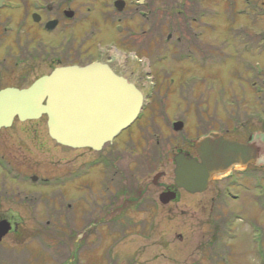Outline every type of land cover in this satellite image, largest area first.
<instances>
[{
	"label": "rangeland",
	"instance_id": "rangeland-1",
	"mask_svg": "<svg viewBox=\"0 0 264 264\" xmlns=\"http://www.w3.org/2000/svg\"><path fill=\"white\" fill-rule=\"evenodd\" d=\"M255 2L261 6L260 10L252 8ZM155 6L160 13L165 11L170 20L169 14L174 16L183 10L193 15V76L197 80L193 79L192 94L183 98L175 93L180 91L183 80V75H178L179 85L170 83L172 92L167 99L161 97L165 98L161 115L156 111L159 106L156 99L155 110L147 112L129 136L123 135L99 151L56 145L44 130V117L38 119V133H32L31 140L36 149L29 145V159L22 158L31 163L16 166L24 173L44 176L68 173L67 182L60 188L62 195H50L54 208L46 211L42 203L46 199L40 195L43 192L40 189L47 188L38 186L31 187L37 188L36 208L32 204L0 207L3 217L12 220L14 227L0 242V247L3 246L0 264H257L255 231L238 221V212L243 211L240 218L252 216L259 221L257 225L264 227V198L256 204L252 187L246 185L238 200L229 202L228 197L224 203L215 195L217 188L219 191L224 188L222 181H217L221 176H215L202 193L179 191L175 203L160 204L158 195L164 186L173 185L174 154L179 150L191 151L196 134L203 133L201 118L224 113L230 116L238 110L258 109L261 113L264 82L262 79L256 82L254 78L258 71H264V0H155ZM177 18L180 17L176 15ZM111 34L98 38L108 41ZM43 40L57 42L56 37L49 35H43ZM59 57L60 64L71 61L63 54ZM53 61L57 63L54 55ZM178 64L185 69L184 64ZM46 66L39 64L38 71L46 70ZM257 89H262V93L255 96ZM261 118L263 124L264 117ZM178 119L184 126L174 132L171 122ZM8 134L1 133L3 146L21 140L16 131ZM129 137L132 146H126ZM261 155L264 172V150ZM104 157L109 158L117 172L114 179L106 177L105 168L97 164ZM84 167L87 174L71 179V174L77 176ZM3 169L0 189L16 192L25 188L24 180L8 179L1 172ZM158 172L163 176L154 183L153 176ZM101 181L110 192L101 188ZM261 187L264 188V182ZM18 198L22 201L23 193ZM8 208L15 211L8 212ZM230 210L237 211V218L226 217ZM64 216L73 223V230L62 240V235L58 238L54 233H62L58 222L67 220ZM40 235L51 243L52 249L64 253L42 250L36 240ZM210 238L212 243L208 244ZM259 248H264V242ZM216 255L229 261L220 263Z\"/></svg>",
	"mask_w": 264,
	"mask_h": 264
},
{
	"label": "flooded vegetation",
	"instance_id": "flooded-vegetation-1",
	"mask_svg": "<svg viewBox=\"0 0 264 264\" xmlns=\"http://www.w3.org/2000/svg\"><path fill=\"white\" fill-rule=\"evenodd\" d=\"M252 8L260 10L261 6L255 2ZM190 14L188 12L186 14L184 10L179 11L176 12V15L180 18L175 19L176 15L169 14L172 16L170 20L165 11L163 13L157 11L155 0H0V91L25 89L39 76L49 73L57 65L78 64L85 66L99 62L107 65L115 75L125 80L126 83L132 84L142 93L145 104L141 110L140 120L147 112L155 110L156 99L159 100L156 111L161 115L165 108L164 100L172 92L170 83L176 82L179 85L178 75H183V80L180 83L179 94L175 93L178 96L181 94L183 98L192 94L193 15ZM169 21L170 23H167ZM111 32L108 41H101L98 38ZM43 35L56 37L57 42H45ZM60 54L66 56V60L71 61L60 64ZM53 55L56 64H54ZM178 63L184 64L185 69H180ZM39 64H46V70L38 71ZM258 79L259 81L262 79L264 82V71L258 72L257 81ZM256 82L252 81V84L255 86ZM190 84L192 85L190 86ZM140 85H143V89L140 88ZM259 93L260 90L257 89V93L255 90V96ZM128 105L129 103H127ZM258 105L260 106V104ZM88 106L94 111L96 110L94 101H91ZM203 113L206 114L207 111ZM263 113V110L260 113L258 109L252 112L238 110L236 114L230 116L224 113L212 115L209 119L201 118L203 133L199 136L196 134L191 144V151L185 150L189 156L197 158L195 147L198 139L210 133L220 134L228 140L251 149L248 152L251 156L248 157V162L244 165L233 164L222 173L213 175V178L221 176L217 178V181H222L224 188L221 191L217 188L215 195L220 197L224 203L228 201V197L229 202L238 200L239 192L243 191L246 185L255 190L254 202L259 203L260 181L264 177L261 155L264 150V124H262L261 118ZM36 121V119L21 121L15 114L9 125L0 126V137L1 133L11 135V132L16 131L21 139L18 144L13 141L7 143L8 147L1 144V137L0 170L4 168L1 172L8 179L11 178L4 170L15 172V178L24 180L23 184H25L24 189H19L16 192L0 189V207L2 205L15 207L14 205L28 206L32 204L36 208L37 190L31 189L32 184L28 182L33 180V177L36 181L38 179L41 181L52 178L59 179L60 177L24 173L16 166L20 163L24 164V162L31 163V161L22 160V158L27 159L29 145H34L36 149L35 144L31 141L38 133ZM133 124L122 130L115 139L121 138L123 135L129 136ZM194 127L196 132V126ZM44 130L48 136L46 124H44ZM49 140L51 139L49 138ZM30 141L31 143H29ZM51 141L55 143L53 140ZM126 143V146H132L130 137ZM11 150L14 155H11ZM21 154L25 155L21 156ZM244 160L246 159L244 158ZM197 161L200 160L197 158ZM61 176L63 188L66 185L68 173ZM181 190L184 191L176 188L174 183L164 186L161 192H174L175 194V197L166 204L177 202ZM21 193H23L22 201L21 197L18 198ZM195 194L197 193L192 195ZM247 201L250 204L251 201L248 199ZM158 202L162 204L159 200ZM65 206L68 207L69 203L66 202ZM13 211L15 208H8V212ZM1 212L0 208V220L6 219L13 227V221L3 217ZM236 212V210L234 212L230 210L226 217ZM238 213L243 215L244 212L239 211ZM242 221L248 228L255 231L253 245H255L254 250L258 251L255 253L256 262L264 264V248L261 250L259 248L264 241V230L256 224L259 221L255 218L253 220L252 216L245 217ZM248 222L252 225H248ZM211 243L210 238L208 244ZM2 252L3 246L0 247V256L3 254ZM216 257L220 263H223V260L229 261L220 255H216Z\"/></svg>",
	"mask_w": 264,
	"mask_h": 264
},
{
	"label": "water",
	"instance_id": "water-1",
	"mask_svg": "<svg viewBox=\"0 0 264 264\" xmlns=\"http://www.w3.org/2000/svg\"><path fill=\"white\" fill-rule=\"evenodd\" d=\"M111 92L120 97L128 96L129 105L126 101L116 105L111 102L114 106L111 108L109 103L104 104L102 97L101 107L105 108L98 111L89 108L96 93L110 96ZM140 100L135 87L113 74L107 66L100 63L61 66L39 77L26 89L0 92V126L9 125L15 114L20 120L45 114L48 135L55 142L70 148L99 150L135 119ZM182 126L180 121L173 124L175 130ZM249 150L217 134H209L196 144L200 162L183 153L174 156V184L190 193L201 192L214 174L222 173L233 164L248 162ZM160 175L154 176V183ZM174 197L173 192L162 193L159 199L166 203ZM9 229V223L1 220L0 240Z\"/></svg>",
	"mask_w": 264,
	"mask_h": 264
},
{
	"label": "trees",
	"instance_id": "trees-1",
	"mask_svg": "<svg viewBox=\"0 0 264 264\" xmlns=\"http://www.w3.org/2000/svg\"><path fill=\"white\" fill-rule=\"evenodd\" d=\"M263 96H264V91H263ZM253 104H255V106H256V103L255 102H253ZM106 189L107 190H109L108 189V187H106ZM109 192H110V190H109ZM56 217V216H55ZM64 218L65 219H67L65 216H64ZM56 220H58V218L56 217ZM58 224H59V226L61 227V230L59 229V231H61L62 233H60V232H56V233H54V234H58L57 235V237L58 238H60V235H62V240H64V237L66 236V234H67V232L68 231H72L73 229H72V224L73 223H71L70 222V220L69 219H67V220H65L64 222L61 220V219H59V222H58ZM60 234V235H59ZM37 237H39V238H42V236L40 235V236H37ZM44 238V237H43ZM41 240V239H40ZM52 242V241H51ZM113 243H115V242H113ZM42 246H43V248H42V250H44V251H48V248L50 247V246H52L51 245V243L49 242V241H47L45 238H44V243L43 244H41ZM62 245V244H61ZM59 250H61V249H59ZM59 250L58 249H52V252L53 253H59ZM94 251V250H93ZM62 252L64 253V250H61L60 251V253L62 254Z\"/></svg>",
	"mask_w": 264,
	"mask_h": 264
},
{
	"label": "bare ground",
	"instance_id": "bare-ground-1",
	"mask_svg": "<svg viewBox=\"0 0 264 264\" xmlns=\"http://www.w3.org/2000/svg\"><path fill=\"white\" fill-rule=\"evenodd\" d=\"M111 71H112V70H111ZM112 73H113V71H112ZM91 82L94 83V81H91ZM109 94H110V96H107V95H100V94L96 93V95L94 96L93 101L96 103V110H97V111L100 110L101 108H105V107H106V106L101 107V104H102V102H101L102 97H103V100H104V104L109 103V106L112 105V106H110L111 108L114 107L113 104H111V102H113L114 104H115V103H118L119 101H126V104L129 103L128 96L120 97V95H117V94L112 93V92L109 93ZM127 100H128V101H127ZM104 104H103V105H104ZM115 105H116V104H115ZM114 113H115V112H114ZM116 113H117V110H116ZM35 119H36V118H35ZM36 120H38V119H36Z\"/></svg>",
	"mask_w": 264,
	"mask_h": 264
}]
</instances>
